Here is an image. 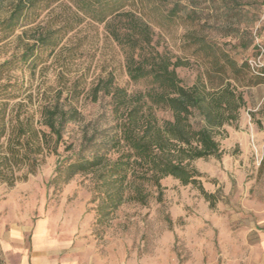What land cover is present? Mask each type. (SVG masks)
<instances>
[{
    "label": "rangeland",
    "instance_id": "1",
    "mask_svg": "<svg viewBox=\"0 0 264 264\" xmlns=\"http://www.w3.org/2000/svg\"><path fill=\"white\" fill-rule=\"evenodd\" d=\"M175 1L143 0L141 4L143 17L152 28L151 45L173 60L187 63L177 68L185 85H192L206 67L203 59L194 55L195 46H189L192 35L225 47L239 62L248 59L251 67L264 61V0H240L244 11L251 9L249 16L241 17V29L255 13L249 33L241 32L240 37L216 30L228 22H223L226 17H220L221 11L211 14L212 0H199L202 7L210 5L211 9L204 10L202 19L195 22L182 16L168 18ZM62 2L66 0L45 9L43 2L34 23L8 35L0 31V127L6 128L0 138V217H20L33 224L46 220L63 255L76 264H261L257 227L264 215V84L245 89L247 104L238 121L226 125L218 136L221 159L195 162L204 175L205 189L216 194L214 207L199 189L167 177L162 180L161 201L152 188L146 204L127 201L108 218H100L98 200L93 201V176L78 174L64 182L57 178V167L76 159L83 132L97 125L102 115L109 117L111 96L100 92L94 100L97 84L104 87L112 81L113 86L135 93L146 90L149 81L130 80L124 49L105 24L90 19L76 24L72 16L73 28L54 38L56 47L46 51L37 47L33 56L23 61L26 44L33 43L27 37L40 35L46 25L58 29L62 11L70 15ZM14 3L0 0V20L10 15ZM215 4L219 7V0ZM237 19L231 16L229 23L235 26ZM24 29L29 31L22 39ZM242 42L251 43L242 48ZM55 103L79 112L76 120L66 124L59 141L43 124L42 115L46 105ZM160 115L169 117L166 112ZM102 120L103 127L111 123ZM20 128L26 132L20 144L13 143L18 148L13 157L8 144ZM36 131L39 138L30 137L28 132ZM240 137L246 138L247 150L237 143ZM235 159L237 164L231 165Z\"/></svg>",
    "mask_w": 264,
    "mask_h": 264
},
{
    "label": "trees",
    "instance_id": "2",
    "mask_svg": "<svg viewBox=\"0 0 264 264\" xmlns=\"http://www.w3.org/2000/svg\"><path fill=\"white\" fill-rule=\"evenodd\" d=\"M52 1L60 0H15L10 15L0 20V31L8 35L34 23L40 15V4L46 2L45 9ZM211 2V14L216 12L218 15L221 11L220 17H226L222 21L228 22L216 26V30L224 29L225 35L236 34L238 37L241 32L249 33L247 28L254 23L255 13L252 12L241 29L244 22L241 17H247L251 12V9L244 11L242 1L219 0V7L215 0ZM141 3L143 0H66L61 5L70 11V15L64 11L60 13L62 24L58 29L46 25L42 27L44 32L32 37H27L29 30L24 29L20 36L33 39L32 44H26L28 48L22 54V60L26 62L37 47L43 51L56 47L58 43H54V38L73 28L70 16L76 24L84 19L105 24L109 34L124 49L130 80L149 81L146 90L135 93L113 86L112 81L104 87L97 84L93 88L94 100L100 92L111 96L109 117L102 115L97 125L83 132L76 159L57 167V178L64 182L78 174L93 176V201L98 200L97 210L103 219L127 201L146 204L152 188L161 201L162 180L167 177L177 179L183 186L199 189L214 207L218 201L216 194L205 189L204 175L195 162L211 157L221 159L223 149L218 136L223 135L226 125L238 121L241 109L247 104L245 89L264 84V63L254 72L248 59L239 62L225 47H218L202 36L188 35L191 37L189 46H195L194 55L202 58L206 67L192 85H185L177 68L187 63L180 58L173 60L151 45L152 28L143 17ZM202 6L199 0H185V3L176 0L168 11V18L201 20L204 10L211 9L210 5ZM231 16L238 17L237 25L229 23ZM251 42L240 45L247 48ZM161 112L168 113L169 117L161 116ZM42 115L43 124L59 141L66 124L76 120L79 112L75 108L65 110L55 103L46 105ZM102 119L111 123L103 127ZM25 132L20 128L8 144L13 157L18 149L13 143L20 144ZM5 133L6 128L0 127V138ZM28 133L30 137L39 138L38 131ZM46 137L43 132L42 140Z\"/></svg>",
    "mask_w": 264,
    "mask_h": 264
},
{
    "label": "crops",
    "instance_id": "3",
    "mask_svg": "<svg viewBox=\"0 0 264 264\" xmlns=\"http://www.w3.org/2000/svg\"><path fill=\"white\" fill-rule=\"evenodd\" d=\"M247 150V140L240 137L237 141ZM247 158V156L245 157ZM241 160H244L241 157ZM246 160V159H245ZM238 160H232L231 165ZM248 165L247 161H244ZM3 205H0V211ZM257 231L260 235L261 264H264V215L258 219ZM30 234L26 237V234ZM26 238L28 241L26 242ZM0 264H76L64 256L57 245V241L44 219L34 224L17 220H8L0 217Z\"/></svg>",
    "mask_w": 264,
    "mask_h": 264
},
{
    "label": "built area",
    "instance_id": "4",
    "mask_svg": "<svg viewBox=\"0 0 264 264\" xmlns=\"http://www.w3.org/2000/svg\"><path fill=\"white\" fill-rule=\"evenodd\" d=\"M263 63H264V61L261 62V60H259L258 62H255V64L252 65L253 71L256 72L258 68L263 66Z\"/></svg>",
    "mask_w": 264,
    "mask_h": 264
}]
</instances>
